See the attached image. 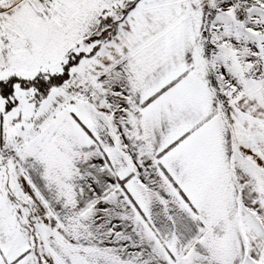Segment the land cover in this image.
<instances>
[{
    "label": "snow or ice",
    "instance_id": "snow-or-ice-1",
    "mask_svg": "<svg viewBox=\"0 0 264 264\" xmlns=\"http://www.w3.org/2000/svg\"><path fill=\"white\" fill-rule=\"evenodd\" d=\"M0 264H264V0H0Z\"/></svg>",
    "mask_w": 264,
    "mask_h": 264
}]
</instances>
